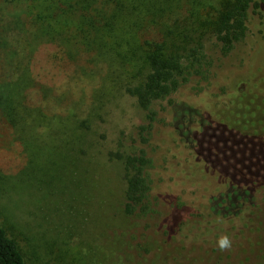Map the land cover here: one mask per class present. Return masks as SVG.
Instances as JSON below:
<instances>
[{"label":"rangeland","instance_id":"obj_1","mask_svg":"<svg viewBox=\"0 0 264 264\" xmlns=\"http://www.w3.org/2000/svg\"><path fill=\"white\" fill-rule=\"evenodd\" d=\"M38 2L0 0V226L27 264H264V105L244 136L200 132L199 153L208 150L234 178L206 162L181 178L194 134L159 105L154 136L142 143L145 112L117 81L122 65L111 71L84 51L71 59L41 40L31 14L48 10ZM221 2L204 4L214 11ZM207 50L218 73L208 93L246 90L264 102V74L249 67L248 46L220 57L211 40ZM196 91L186 85L182 99L194 103ZM80 130L87 142L73 150L68 140ZM142 148L153 160V187L148 208L128 213L117 154ZM222 233L232 239L226 251L216 247Z\"/></svg>","mask_w":264,"mask_h":264},{"label":"trees","instance_id":"obj_2","mask_svg":"<svg viewBox=\"0 0 264 264\" xmlns=\"http://www.w3.org/2000/svg\"><path fill=\"white\" fill-rule=\"evenodd\" d=\"M204 1L44 0L42 4H46L48 12L42 17L37 15L38 19L31 14V19L41 30L39 38L56 43L71 59L74 51H84L111 71L112 66L122 65L117 81L125 83V90L145 112V122L138 129L142 143H150L154 136L159 117L157 106L172 110L177 125L183 132L193 133L196 142L190 151V172L184 170L181 178H193L205 162L227 178H234V173L224 172L218 158L211 157L208 150L199 153L202 139L207 136L200 132L212 128L244 136L242 131L252 126L250 116L257 114L259 104L264 102L256 103L254 97L258 96H251L246 90L236 94L223 90L226 95L221 97L208 93L207 85L218 73L207 42L215 41L220 57L230 55L238 46H248L249 67L264 74V0H222L221 7L214 11L206 10ZM37 2L41 4L40 0ZM192 83L197 91L191 105L182 99V91ZM204 114L210 118L206 127L204 119L208 117ZM193 123L194 128H190ZM87 136L80 130L67 144L75 150L77 145L87 142ZM117 158L123 164L126 181V212L145 210L154 182L149 173L152 158L144 148L133 153L118 152ZM188 172L191 176H186ZM0 264H27L18 241L3 226Z\"/></svg>","mask_w":264,"mask_h":264},{"label":"clouds","instance_id":"obj_3","mask_svg":"<svg viewBox=\"0 0 264 264\" xmlns=\"http://www.w3.org/2000/svg\"><path fill=\"white\" fill-rule=\"evenodd\" d=\"M232 246V239L227 233L220 234L216 239V247L220 251L229 250Z\"/></svg>","mask_w":264,"mask_h":264}]
</instances>
